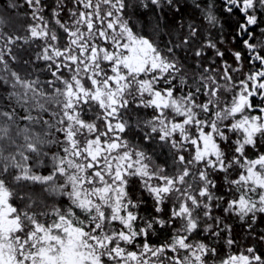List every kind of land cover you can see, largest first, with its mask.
I'll return each instance as SVG.
<instances>
[{"label":"snow or ice","instance_id":"1","mask_svg":"<svg viewBox=\"0 0 264 264\" xmlns=\"http://www.w3.org/2000/svg\"><path fill=\"white\" fill-rule=\"evenodd\" d=\"M25 5L0 30V264H264V0Z\"/></svg>","mask_w":264,"mask_h":264},{"label":"trees","instance_id":"2","mask_svg":"<svg viewBox=\"0 0 264 264\" xmlns=\"http://www.w3.org/2000/svg\"><path fill=\"white\" fill-rule=\"evenodd\" d=\"M13 2V0H0V19H4L5 23L3 25H0V30L3 31H9L11 30V26L15 25L19 27L22 23H25L24 15L27 10V6L25 5L24 8H10L9 4ZM198 2L201 4V8H204L207 3L211 2V0H198ZM15 3L18 5L23 4V0H15ZM49 3H51V0H49ZM182 10L188 17H194L197 22L204 23L202 20V16L200 13V10L195 9L193 6V0H180ZM216 7L219 8L221 6V0H215ZM137 15L141 17V20H148L152 18L151 11L139 9ZM234 19L229 21L228 23L234 22ZM260 27H264V24H261ZM232 31L228 28L227 24L225 25V33H228ZM257 33H259V29H257ZM258 38H260L258 36ZM238 46H242L240 42H237ZM230 59V57H229ZM150 115V112L147 113ZM261 229H264V221L258 222L256 226V230L260 231ZM234 231L237 236H240L243 234L242 227L237 222L234 225ZM153 239H157L154 237ZM163 239V234L160 236V240Z\"/></svg>","mask_w":264,"mask_h":264}]
</instances>
